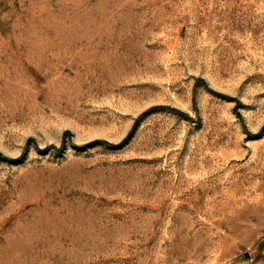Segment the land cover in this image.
Returning a JSON list of instances; mask_svg holds the SVG:
<instances>
[{"label":"rangeland","instance_id":"1","mask_svg":"<svg viewBox=\"0 0 264 264\" xmlns=\"http://www.w3.org/2000/svg\"><path fill=\"white\" fill-rule=\"evenodd\" d=\"M0 264H264V0H0Z\"/></svg>","mask_w":264,"mask_h":264}]
</instances>
